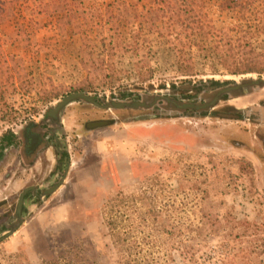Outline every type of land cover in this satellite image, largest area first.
Masks as SVG:
<instances>
[{
  "label": "rangeland",
  "instance_id": "obj_1",
  "mask_svg": "<svg viewBox=\"0 0 264 264\" xmlns=\"http://www.w3.org/2000/svg\"><path fill=\"white\" fill-rule=\"evenodd\" d=\"M18 1L15 17L4 21L0 14V89L10 109L36 107L37 110L15 122L6 120V114L0 112V135L38 116L57 99L78 89L108 98L135 90L153 99L164 91L163 87L180 86L184 81L198 83L202 77L237 83L260 77L180 74L174 44L180 28L160 4L162 0H72L69 8L60 0ZM194 4L203 7L204 0H194ZM258 5L264 8L263 1ZM230 27L215 33L234 44L264 41V26L260 30L255 21ZM158 31L170 42L153 40ZM61 58H65L62 67L53 75L63 85L65 92L60 96L44 103L43 98L49 95L45 89L29 95L23 89L21 93L13 92V87L8 89L13 78L18 87L21 79L53 70L54 60ZM139 60L156 63L158 75L146 82L127 81V73L138 67ZM159 111L160 116L154 117V111L148 109L114 110L111 114L93 110V121L110 117L121 121L86 132L79 140L67 185L55 199L29 216L14 238L0 246V264H8L12 254L23 259H30L33 254L45 256L49 245L53 242L58 245L64 232L66 239L83 241L95 248L93 260L96 258L97 264H119L115 249H105L111 239L105 223L92 213L93 198H103L108 189L111 191L121 181L131 192L140 190L141 186H147L142 180L143 173H151L152 169L160 177L163 188L173 196L179 176L172 174L171 169L180 165L204 166L209 178L207 187L215 200L212 211L219 215L217 226L208 225L209 234L198 248L195 264H264V177L245 161L248 154L237 149L242 145L232 137L234 122L205 114L193 117L176 110ZM83 133L80 130L76 134L83 136ZM133 144L138 158L129 149ZM164 163L167 166L158 168L157 165ZM227 170L236 175L233 179L236 184L231 187ZM188 193V199L200 196L192 191ZM194 211H198L195 206L186 207L188 214ZM238 233L242 235L236 237ZM178 256L182 264H193L181 253Z\"/></svg>",
  "mask_w": 264,
  "mask_h": 264
},
{
  "label": "trees",
  "instance_id": "obj_2",
  "mask_svg": "<svg viewBox=\"0 0 264 264\" xmlns=\"http://www.w3.org/2000/svg\"><path fill=\"white\" fill-rule=\"evenodd\" d=\"M60 1L65 8H69L72 0ZM261 1L264 2V0H204L203 7L197 8L194 0H162L160 4L164 5L166 12L180 28V33L174 38L178 51V72L183 76H190L194 72L202 76L257 74L263 77L264 41L258 44L253 42L234 44L219 38L215 33L218 29L227 26H231L232 29L242 27L247 20L255 21L261 30L264 26V8L258 5ZM18 2V0L0 1L2 20L15 17ZM71 8L75 15L73 7ZM136 38L139 40L140 36ZM153 40L161 43L170 42L160 31L154 35ZM64 59L54 60L53 70L45 71L39 76H31L26 80L21 79L18 87H15L16 79L13 78L12 84H8V89L13 87V92L16 93H21L23 89V93L28 95L45 89L51 95L50 97L46 95L43 102H49L65 92L63 85L58 84L53 78V75L56 76L61 69ZM137 65V68L127 73V81L146 82L159 73L157 64L151 61L139 60ZM198 80L205 83L215 79L205 80L202 77ZM36 110V107L23 110L10 109L0 89V112L6 114L8 117L6 120L15 122L24 114H31ZM129 149L134 151L133 157L138 158L136 145H130ZM157 166L161 168L167 164ZM112 169L113 167L109 169L110 172ZM171 172L179 176V186L172 191L175 193L173 196L163 188L160 177L154 174L152 169L151 173H143L145 178L142 180L147 186H141L140 190L131 192L121 181L111 187L112 193L108 189L105 197L93 198L95 203L91 208L92 213L95 218L105 223L111 239V243H106L105 249L109 251L115 249L120 260L119 264H182L178 256L180 253L193 264L197 263L198 248L209 234L208 225L217 226L219 223V215L212 211L215 208L212 205L215 200L207 187L209 178L204 166L200 165L174 166ZM227 178L232 180L228 183L229 187L236 184L233 180L236 175L229 170H227ZM190 191L200 196L196 199H188ZM191 205L198 211L188 214L186 207ZM247 224L250 223L247 221ZM238 234L236 237L242 235ZM60 235L61 241H58V245L55 242L51 243L45 256L33 254L30 259L29 257L23 259L12 254L8 257V264L98 263L96 258L95 261L93 260L96 255L95 248H91L83 241L66 239L65 232ZM111 254L108 252L107 255L111 256Z\"/></svg>",
  "mask_w": 264,
  "mask_h": 264
},
{
  "label": "flooded vegetation",
  "instance_id": "obj_3",
  "mask_svg": "<svg viewBox=\"0 0 264 264\" xmlns=\"http://www.w3.org/2000/svg\"><path fill=\"white\" fill-rule=\"evenodd\" d=\"M263 79L264 76L238 83L230 80L184 81L180 86L163 87L164 91L158 92L153 99L135 90L112 94L111 98L90 91H74L94 97L101 106L75 98L59 107V102L74 93L71 92L57 99L38 116L1 134L0 246L19 233L28 217L55 199L67 185L79 140L92 131L121 121L112 117L93 121V110L111 114L114 110L148 109L154 111V117L160 116L159 109L176 110L193 117L205 114V117L232 120V137L242 145L237 149L248 154L245 161L264 177ZM252 97L257 99L250 101ZM114 102L133 106H109ZM139 103L147 106H137ZM221 108L225 111L220 112L218 109ZM80 130L84 131L83 136L76 134Z\"/></svg>",
  "mask_w": 264,
  "mask_h": 264
},
{
  "label": "water",
  "instance_id": "obj_4",
  "mask_svg": "<svg viewBox=\"0 0 264 264\" xmlns=\"http://www.w3.org/2000/svg\"><path fill=\"white\" fill-rule=\"evenodd\" d=\"M263 81H264V79H263ZM75 98H83L85 100H88L90 102H93V103H96L97 104V102L95 101V98L94 97H91V96H89V95H87L85 93H82V92H77V93L74 92V93L68 95L67 97H65L63 99V101L59 102V105L58 106L59 107H62V106L66 105L67 103H69L70 101H72ZM97 105H99V104H97ZM139 105L147 106L145 103H139L137 106H139ZM99 106H101V105H99ZM103 106L104 107L112 106V107H115V108H124L126 106H133V105H131L129 103H118V102H114L112 104H109V106H107V105H103ZM186 106H189V105H186Z\"/></svg>",
  "mask_w": 264,
  "mask_h": 264
},
{
  "label": "crops",
  "instance_id": "obj_5",
  "mask_svg": "<svg viewBox=\"0 0 264 264\" xmlns=\"http://www.w3.org/2000/svg\"><path fill=\"white\" fill-rule=\"evenodd\" d=\"M22 229H23V228H22ZM22 229H21V230H22ZM21 230H20V231H21ZM20 231H19V232H20ZM17 234H18V233H17ZM17 234H16V235H17ZM16 235H15V236H16ZM15 236H13L12 238H14ZM12 238H11V239H12ZM11 239H10V240H11ZM10 240H9V241H10ZM9 241H8V242H9ZM8 242H7V243H8ZM7 243H6V244H7ZM35 252H36V251H35ZM32 253H33V252H32ZM36 253H37V252H36Z\"/></svg>",
  "mask_w": 264,
  "mask_h": 264
}]
</instances>
